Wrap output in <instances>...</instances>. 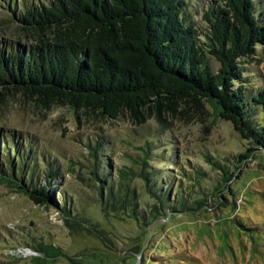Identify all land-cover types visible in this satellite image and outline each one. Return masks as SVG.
<instances>
[{"label": "rangeland", "instance_id": "374dc122", "mask_svg": "<svg viewBox=\"0 0 264 264\" xmlns=\"http://www.w3.org/2000/svg\"><path fill=\"white\" fill-rule=\"evenodd\" d=\"M254 3L264 25V0ZM210 4L187 0L183 15L206 44L201 13ZM208 61L216 72L219 63ZM237 66L251 102L264 93V44ZM250 115L264 133V109L251 106ZM22 152L25 178L46 185L52 202L36 205L0 178V264H264V142L242 139L212 101L182 97L159 112L124 109L110 119L9 96L0 104L7 177ZM100 187L113 190L110 203L127 192L134 205L103 212Z\"/></svg>", "mask_w": 264, "mask_h": 264}, {"label": "trees", "instance_id": "16d2710c", "mask_svg": "<svg viewBox=\"0 0 264 264\" xmlns=\"http://www.w3.org/2000/svg\"><path fill=\"white\" fill-rule=\"evenodd\" d=\"M3 1L0 104L18 94L46 107L59 103L117 119L124 109L159 112L182 97L202 98L214 102L219 116L242 139L264 142V133L250 122L251 106L264 109V93L248 102L237 66V60L264 44L254 0H213L201 13L208 44L184 19L187 0ZM208 56L219 63L216 72ZM21 156L10 158L15 168L8 177L0 170V178L34 204L50 205L53 193L32 176L25 178L31 165H25V152ZM47 172L48 179L56 175L50 168ZM99 189L103 212L108 205H134L127 192L115 204L110 203L112 189ZM180 202L186 210L184 199ZM59 211L69 216L65 209Z\"/></svg>", "mask_w": 264, "mask_h": 264}]
</instances>
